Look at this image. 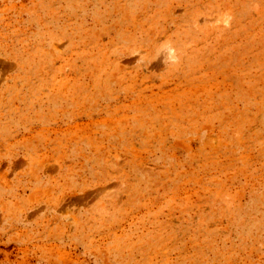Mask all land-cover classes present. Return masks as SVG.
Returning a JSON list of instances; mask_svg holds the SVG:
<instances>
[{"label": "rangeland", "instance_id": "1", "mask_svg": "<svg viewBox=\"0 0 264 264\" xmlns=\"http://www.w3.org/2000/svg\"><path fill=\"white\" fill-rule=\"evenodd\" d=\"M0 264H264V0H0Z\"/></svg>", "mask_w": 264, "mask_h": 264}]
</instances>
